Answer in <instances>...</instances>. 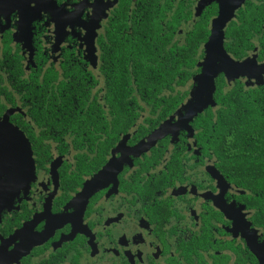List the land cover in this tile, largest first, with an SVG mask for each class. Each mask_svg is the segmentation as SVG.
Wrapping results in <instances>:
<instances>
[{
	"label": "flooded vegetation",
	"instance_id": "af4514ba",
	"mask_svg": "<svg viewBox=\"0 0 264 264\" xmlns=\"http://www.w3.org/2000/svg\"><path fill=\"white\" fill-rule=\"evenodd\" d=\"M205 2L199 15L203 0H42L24 16L18 9L0 15V126L7 116L5 131L28 143L27 151H14L20 160L0 170L12 187L0 189L4 264H258L240 229L247 225L264 243L251 219L255 194L224 174L211 149L219 139L198 118L209 114L214 122V98V106L182 122L188 106H122L118 120L107 103L118 67L113 53L122 49L113 35L127 45L123 37L133 40V27L142 35L157 26L167 51L212 13L196 72L188 68L189 81L178 88L187 91L182 104L189 99L219 12L217 0ZM131 47L119 58L130 71ZM223 79L244 89L264 82ZM65 93L89 94L88 106L70 112ZM91 105L95 118L82 119ZM157 132L163 135L148 140ZM15 165L22 171L10 185Z\"/></svg>",
	"mask_w": 264,
	"mask_h": 264
},
{
	"label": "trees",
	"instance_id": "16d2710c",
	"mask_svg": "<svg viewBox=\"0 0 264 264\" xmlns=\"http://www.w3.org/2000/svg\"><path fill=\"white\" fill-rule=\"evenodd\" d=\"M211 16L212 13L203 16L194 25L184 44H175L167 51V42L157 26H153L149 33L143 30L142 35H137L138 28L133 27L134 39L123 37L127 39L128 46L122 44L119 34L113 35L114 45L122 46L120 51L117 49L113 53L118 58H113L118 67L112 70V93L107 96V103L118 113L116 119L123 118L120 114L122 106L185 104L182 103L187 91L180 92L178 88L189 81L186 75L188 68H195L197 49L207 38L209 30L206 25ZM224 35V49L234 59L242 60L249 53H255L258 60H264V0H245L244 5L237 9L234 19L227 24ZM131 46H135V50L131 60L134 68L130 71L124 66L127 61L122 60L123 63L119 58L126 60L131 54ZM195 72L194 69L192 73ZM223 75L220 73L214 80L213 98L218 106L217 118L214 122H210L209 114L199 115L198 118H203L208 133L219 139L218 143L213 142L211 149L218 156L224 174L232 182L255 194L251 219L254 226L262 231L264 239V82L257 87L244 89L237 81L231 86L226 85ZM132 85L137 86L138 95L134 93ZM73 97L76 101L72 100ZM88 100L89 94L84 93L76 96L65 93L63 96L64 106H68L70 112L72 106H80V109L88 106ZM94 111L96 109L93 110L91 105L80 117L93 119ZM65 112V118H70L68 111ZM128 112L130 114V110ZM132 118L134 116H128V119Z\"/></svg>",
	"mask_w": 264,
	"mask_h": 264
},
{
	"label": "water",
	"instance_id": "95a60500",
	"mask_svg": "<svg viewBox=\"0 0 264 264\" xmlns=\"http://www.w3.org/2000/svg\"><path fill=\"white\" fill-rule=\"evenodd\" d=\"M42 0H0V15H5L6 17L12 13L15 9H18L20 16H24V8H26L32 2L41 3ZM219 3V12L217 16L212 19L210 34L208 41L205 43V56L203 60L199 63L201 67V73L194 78V88L191 91L190 98L185 102L183 106L187 107V114L182 121L191 119L197 113L203 111V108L207 106H214L213 93H214V80L220 74L223 73L228 82L233 81L241 76H246L248 79L257 80L261 78V74H264V62L262 64H257V55L254 53L251 56L243 60H236L231 57L224 49L225 35L224 31L228 23L234 19L236 10L239 9L245 0H217ZM205 0L200 4L197 9L196 15H199L200 10L205 5ZM252 71L256 72L254 76ZM193 94H195L193 96ZM7 116H4L3 122L0 126V170L6 168V162L8 159L15 161V159L20 160V156L14 157V151H27V141L23 138L21 134L16 132V130L11 129L9 133L5 131V126L7 125ZM181 122L178 124L180 125ZM163 132H157L151 135L148 140L153 141ZM19 143L22 144V148L19 147ZM145 143L141 144L142 149L145 147ZM26 157H28L26 155ZM24 159V157H23ZM17 169L19 166L15 165ZM31 165L29 163H24L23 167L25 169H30ZM22 171L20 166L17 173L12 174L11 183L14 182V177L18 176ZM0 189H4L5 192H9L12 189L11 186L5 184L0 180ZM2 200L0 201V208ZM242 236L245 239L250 252L256 258L258 264H264V243L259 242L256 233H250L247 230V225L241 227ZM21 254V252H20ZM15 255V254H13ZM19 254L17 253L16 256ZM5 255L0 251V264H4ZM13 259V258H12ZM10 263V262H8Z\"/></svg>",
	"mask_w": 264,
	"mask_h": 264
},
{
	"label": "rangeland",
	"instance_id": "374dc122",
	"mask_svg": "<svg viewBox=\"0 0 264 264\" xmlns=\"http://www.w3.org/2000/svg\"><path fill=\"white\" fill-rule=\"evenodd\" d=\"M243 59H246V58H243ZM243 59H242V60H243ZM260 64H262V63H260ZM262 76H264V74H261V77H262ZM241 77H242V76H241Z\"/></svg>",
	"mask_w": 264,
	"mask_h": 264
}]
</instances>
